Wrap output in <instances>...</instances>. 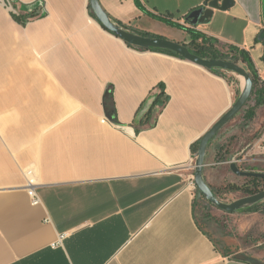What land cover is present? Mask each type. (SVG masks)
Masks as SVG:
<instances>
[{"label": "crops", "instance_id": "crops-1", "mask_svg": "<svg viewBox=\"0 0 264 264\" xmlns=\"http://www.w3.org/2000/svg\"><path fill=\"white\" fill-rule=\"evenodd\" d=\"M206 1L171 20L219 51L249 52L264 83V0H233L227 11L193 25L188 15ZM99 3L127 31L191 42L187 32L144 14L136 0ZM11 5L16 12L0 0V264H252L219 251L200 227L190 184L192 146L244 89L230 81L235 73L129 47L92 17L89 0ZM34 11L38 16L25 24L14 15ZM162 91L168 103L138 131L150 103L142 114L141 107ZM259 115L264 120V105L255 125ZM261 127L257 137L247 134L242 162L264 163ZM218 135L205 157L209 186L215 178L208 168L220 159L212 148Z\"/></svg>", "mask_w": 264, "mask_h": 264}, {"label": "rangeland", "instance_id": "rangeland-1", "mask_svg": "<svg viewBox=\"0 0 264 264\" xmlns=\"http://www.w3.org/2000/svg\"><path fill=\"white\" fill-rule=\"evenodd\" d=\"M150 6L156 7L165 15H174L176 18H180L181 15L188 12L190 8L200 5L204 0H143ZM166 10H170L168 13ZM223 13V12H222ZM221 31L225 24L218 23ZM240 35L236 34V40H240ZM201 41H199L200 43ZM221 48L220 53L227 58L226 60L238 63L245 68L248 72V67L241 61H234L232 59L236 52L241 50L229 47L218 46ZM238 55V53H237ZM239 56V55H238ZM230 81L234 86L239 85V81L244 84V78L231 74ZM239 79V80H238ZM255 97L249 102V108L255 106ZM246 111V110H245ZM260 124L255 125L254 120L246 118V113L242 112L224 128L215 140V145L212 148H217L218 158L225 159L223 163H217L214 166L208 168V175H211L215 179L213 185H210L211 189L217 192L218 199L223 203H233L236 200L247 197L244 191L230 190L227 188L229 185H235L240 188L251 186L249 178H243L235 175L230 169V163L233 160H237V164L241 170L250 171L251 168L257 167L264 173V163H244L241 157L247 153L248 136L257 137L262 131V124L264 120L259 115ZM256 119V117H255ZM233 132H236L237 136H233ZM248 132V133H247ZM239 137V138H238ZM194 159V165H195ZM249 169V170H247ZM256 172V171H255ZM258 172V171H257ZM261 184V191L264 190V181ZM262 211L257 213L241 212L243 208L237 213H226L216 206L212 205L205 198L198 199L196 204V215L199 220V224L202 229L208 233L216 242L218 250L225 255L233 259L246 260L252 264H264V201L260 203Z\"/></svg>", "mask_w": 264, "mask_h": 264}, {"label": "water", "instance_id": "water-1", "mask_svg": "<svg viewBox=\"0 0 264 264\" xmlns=\"http://www.w3.org/2000/svg\"><path fill=\"white\" fill-rule=\"evenodd\" d=\"M89 5L92 14L100 23V25L105 30L122 40L128 46L130 45L132 47L143 50L155 48L171 51L181 56L184 60L197 66L203 67L207 70H225L235 73L245 79L244 89L242 90L240 96L238 97L232 108L202 137L198 152L195 157L196 160L194 165V179L197 188V198H205L212 205L216 206L218 209L226 213H237L243 208H248L250 206L263 202L264 191L255 195L240 198L230 204L223 203L215 196L212 189L204 179V168L206 166L205 157L210 143L218 135V133L223 130L244 109V107H246L252 97L254 83L251 74L245 68L233 61L224 59L201 58L200 56L193 53L190 48L184 43H180L164 37H145L137 33L127 31L126 29L115 23L108 16V14L100 6L99 0H89ZM233 5V0H207L200 9H197L190 13L187 17V20L190 21L193 25L205 24L211 17L214 10L227 11ZM259 41L262 44L264 61V30L259 35ZM154 122L155 120H152L151 125H153ZM230 169L235 175L239 177L264 179L263 172L241 170L236 161H232L230 163Z\"/></svg>", "mask_w": 264, "mask_h": 264}, {"label": "trees", "instance_id": "trees-1", "mask_svg": "<svg viewBox=\"0 0 264 264\" xmlns=\"http://www.w3.org/2000/svg\"><path fill=\"white\" fill-rule=\"evenodd\" d=\"M2 2L4 3V5H6V7L12 8L11 0H2ZM136 3L138 5V8H140L144 12V14L149 15V16H151L153 18L159 19V20H161L163 22H166L167 24H169V25H171L173 27H176L178 29H181V30L187 32L190 35V37H191V42L187 46L196 55H198V56H200L201 58H204V59H224V60L227 59L220 53L219 49L216 48V45H215L214 41H212L211 39H208L205 35L197 32V31H195L193 29H190V28H187L185 26H182L179 23H174L171 20V14H169V15H165V14L164 15H155L153 13L148 12L144 8V6L141 4V2L139 0H136ZM90 11H91V8H90ZM14 15H15L16 19L20 23L25 24L29 19L38 16V13H37V11H34L31 14H28L26 16H20V17L17 16L16 14H14ZM91 15H92V17H94L92 12H91ZM114 22L117 23L118 25H120L122 28L126 29V27L121 22H117V21H114ZM137 34L145 36V37H156V38L160 37V36H156V35H151L149 33H137ZM199 41H201V42L199 43ZM129 47H132V46L129 45ZM132 48H135V47H132ZM148 51L157 52V53H163V54H167V55H170V56H174V57L183 59L181 56H179L178 54H176L174 52H171V51L160 50V49H155V48L149 49ZM237 53H238L239 56L237 55ZM232 59L234 61L241 60L248 67V69L250 71L249 73L252 76L253 83H254L252 97L253 96L255 97V100H256L255 102L256 103H255V106L253 108H249L247 110L246 108L249 107V103H248L246 105V107L244 108V110H246V112H247L246 113V118L249 119V120H253L254 117H255L256 109L259 106L264 105V83L261 82V80H260V78H259V76L257 74V71L255 70L254 63H253V60H252L249 52L242 51V50L240 52H236V55H233ZM211 71H213V72H215L217 74L220 73L219 72L220 69H213ZM252 97H251L250 101L252 100ZM168 101H169V97L165 95L164 91H162L159 95H157L155 97L149 98L144 103V105L141 107V109H140V114H142L144 112V108L147 105V103H150L149 109L147 110L146 113H144L142 115V118L139 120L138 131L141 129V127H143V126H145V125H147L148 123L151 122L154 110L157 107H164L168 103ZM200 141L201 140L197 141L192 146V149H193V152H194L195 155L198 152ZM218 162H225V159L220 158ZM247 170H249V169H247ZM252 170H250V171H252ZM253 172H255V171H253ZM249 180H250V183L252 184L251 186H246V187L240 188V187L235 186V185H229L227 188H229L232 191H234V190L244 191V193L246 195H249V196L255 195L257 193H260V192L264 191V190L261 191V184H260L261 182L264 181V179L249 178ZM212 191L215 194V196L218 197L217 192H215L214 190H212ZM259 206H260V203L255 204L253 206H250V207H248L246 209H243L241 212L257 213V212L262 211ZM195 216H196L197 222L199 223V220L197 218L196 212H195Z\"/></svg>", "mask_w": 264, "mask_h": 264}, {"label": "built area", "instance_id": "built-area-1", "mask_svg": "<svg viewBox=\"0 0 264 264\" xmlns=\"http://www.w3.org/2000/svg\"><path fill=\"white\" fill-rule=\"evenodd\" d=\"M12 7H13V6H12ZM11 9H12L14 12H16L14 8H11ZM258 76H259V75H258ZM259 78H260V77H259ZM261 82H262V81H261ZM233 161H236V162H237V160H233ZM192 167H193L192 169H193V171H194V164H193ZM190 184H191V186H192L194 189L197 190L196 185H195L194 175H192V179H191V181H190ZM29 195H30V197H31V199H32L33 204H39V199L37 198L36 193H35L34 190L30 189V190H29Z\"/></svg>", "mask_w": 264, "mask_h": 264}, {"label": "bare ground", "instance_id": "bare-ground-1", "mask_svg": "<svg viewBox=\"0 0 264 264\" xmlns=\"http://www.w3.org/2000/svg\"><path fill=\"white\" fill-rule=\"evenodd\" d=\"M171 40H173V39H171ZM244 84H245V79H244Z\"/></svg>", "mask_w": 264, "mask_h": 264}]
</instances>
